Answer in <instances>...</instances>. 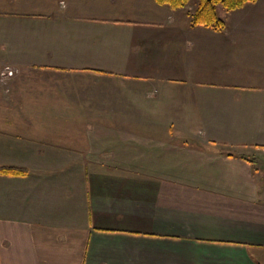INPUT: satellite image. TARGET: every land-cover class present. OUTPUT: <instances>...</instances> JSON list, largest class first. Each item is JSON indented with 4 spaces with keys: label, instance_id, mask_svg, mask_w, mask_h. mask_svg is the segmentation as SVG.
<instances>
[{
    "label": "crops",
    "instance_id": "0c3cea01",
    "mask_svg": "<svg viewBox=\"0 0 264 264\" xmlns=\"http://www.w3.org/2000/svg\"><path fill=\"white\" fill-rule=\"evenodd\" d=\"M198 1L0 0V264H264V0Z\"/></svg>",
    "mask_w": 264,
    "mask_h": 264
},
{
    "label": "trees",
    "instance_id": "16d2710c",
    "mask_svg": "<svg viewBox=\"0 0 264 264\" xmlns=\"http://www.w3.org/2000/svg\"><path fill=\"white\" fill-rule=\"evenodd\" d=\"M159 3L168 4L173 8H181L190 0H157ZM256 0H199L194 11L191 12V23L193 25H203L222 30L226 22L218 13V5H222L227 10H234L244 6L248 2ZM27 169L15 165L0 166V173L6 174H25Z\"/></svg>",
    "mask_w": 264,
    "mask_h": 264
},
{
    "label": "built area",
    "instance_id": "2783aa9c",
    "mask_svg": "<svg viewBox=\"0 0 264 264\" xmlns=\"http://www.w3.org/2000/svg\"><path fill=\"white\" fill-rule=\"evenodd\" d=\"M14 70L13 69H11L9 66L8 67H6L5 69H4V72H3V74H6V75H9V76H12L13 74H14Z\"/></svg>",
    "mask_w": 264,
    "mask_h": 264
},
{
    "label": "rangeland",
    "instance_id": "374dc122",
    "mask_svg": "<svg viewBox=\"0 0 264 264\" xmlns=\"http://www.w3.org/2000/svg\"><path fill=\"white\" fill-rule=\"evenodd\" d=\"M193 1H197V0H191V2H193ZM218 8H219V10H220V13L222 14V15H224V13L226 12V8H224L221 4L220 5H218ZM224 10V11H223Z\"/></svg>",
    "mask_w": 264,
    "mask_h": 264
}]
</instances>
